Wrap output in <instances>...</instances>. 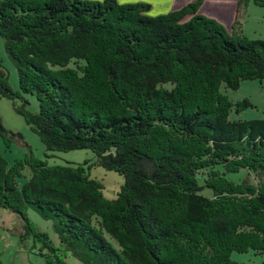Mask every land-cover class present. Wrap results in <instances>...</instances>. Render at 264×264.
Listing matches in <instances>:
<instances>
[{
  "label": "trees",
  "instance_id": "obj_1",
  "mask_svg": "<svg viewBox=\"0 0 264 264\" xmlns=\"http://www.w3.org/2000/svg\"><path fill=\"white\" fill-rule=\"evenodd\" d=\"M202 4L150 16L144 2L0 0V37L19 80L16 91L0 63V98L47 152L96 157L50 166L30 155L9 166L0 154V208L24 220L21 239L43 242L46 264L69 254L82 264H243L233 252L264 254V119H230L252 103L223 90L264 80V40L229 33ZM0 138L24 139L1 118ZM92 166L124 178L115 199ZM29 209L53 222L61 247Z\"/></svg>",
  "mask_w": 264,
  "mask_h": 264
},
{
  "label": "rangeland",
  "instance_id": "obj_2",
  "mask_svg": "<svg viewBox=\"0 0 264 264\" xmlns=\"http://www.w3.org/2000/svg\"><path fill=\"white\" fill-rule=\"evenodd\" d=\"M255 1H243L235 19L237 24H234V21L230 29L216 18L207 17L215 19L219 24L221 23L229 33L234 31L249 39L264 40V5H259ZM210 8L212 6H209L207 10ZM6 52L4 41L0 37V63L4 66L8 75L10 86L17 91L19 90L18 72ZM223 90L234 104L244 99L252 103L251 107H247L239 113H236L233 109L230 119H264V80H244L241 81L237 90ZM25 97L29 102L27 108L31 112H38L39 105L36 98L31 95H25ZM16 103L20 104V101L16 100ZM0 118L7 129L13 132H20L24 137L23 140H14L9 145L0 138V154L5 158L9 166L15 165L18 161H22L27 156L30 157V155L36 159L47 161L50 166L64 165L67 162L74 164L86 163L85 166H91L96 159L95 154L90 150L47 152L39 137L30 129L24 118L14 111L11 99L0 98ZM46 154L50 157L46 158ZM30 173L29 167L23 169L22 176L17 179L19 186L29 178ZM245 173V171H242L239 174L230 175V178L240 181L246 176ZM89 174L91 178L103 184L102 192L104 198L112 200L117 197L124 183V178L121 175L115 171L103 169L101 166H92L89 169ZM203 179V176H201L202 184ZM249 180H252V178L249 177ZM202 194L208 197L212 195L211 191L206 188L202 191ZM27 215L38 231L46 232L52 244L56 247H61L52 221L42 219L32 209L27 211ZM24 225L25 222L20 216L0 208V260L2 264H46L45 256L41 255L39 251L43 247V242L40 240L36 241L32 234L25 239H21V235L25 233ZM44 251L46 252V250ZM65 260L67 264H82L71 254ZM232 260L243 264H264V254H256L253 251L246 253L233 252Z\"/></svg>",
  "mask_w": 264,
  "mask_h": 264
},
{
  "label": "crops",
  "instance_id": "obj_3",
  "mask_svg": "<svg viewBox=\"0 0 264 264\" xmlns=\"http://www.w3.org/2000/svg\"><path fill=\"white\" fill-rule=\"evenodd\" d=\"M100 1V0H90ZM119 3H148L150 16H159L167 14L173 10L180 9L192 0H117ZM238 0H203L199 9L200 14L214 17L222 22L228 29L238 16ZM212 6L209 10L207 8ZM225 13V14H224Z\"/></svg>",
  "mask_w": 264,
  "mask_h": 264
}]
</instances>
